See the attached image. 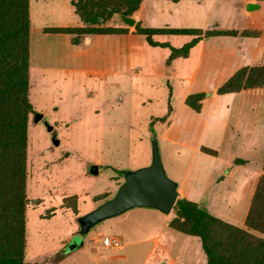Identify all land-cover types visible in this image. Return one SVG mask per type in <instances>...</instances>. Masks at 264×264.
Wrapping results in <instances>:
<instances>
[{
	"label": "rangeland",
	"instance_id": "1",
	"mask_svg": "<svg viewBox=\"0 0 264 264\" xmlns=\"http://www.w3.org/2000/svg\"><path fill=\"white\" fill-rule=\"evenodd\" d=\"M114 22L118 20L109 21ZM140 40L143 44H139ZM144 44V36L130 38L127 35H106L104 39H94L91 45L84 42V63L76 66L75 71L55 67L44 70L39 68L35 56L31 103L33 109L45 111L61 143L56 146L46 125L42 121L34 123L31 114L26 255L34 264L55 257L56 252L68 254L76 246H82L83 239L76 236L77 216L65 206L64 198L76 194L79 214L83 215L114 196L124 181L123 171L151 162L152 132L157 133L167 173L180 185L184 183L188 187V182L195 177H221V190L236 186L231 195L237 194L239 205L245 198L240 192L252 182L256 185L259 162L252 160V163L241 164L236 159H251L257 151L227 148L220 158L179 144L202 143L201 133L205 128L217 126L218 121L225 123L231 108L226 104L232 101L233 94L222 95L216 100L211 96L216 85L234 74L237 64L232 62L210 69L204 61L197 70L194 65L184 66L169 80L168 49H151ZM37 47L34 43V51ZM254 63H264V57H257ZM190 75L193 81L188 80ZM202 91L207 100L204 110L198 113L183 101L187 93ZM260 100L264 101V91ZM241 104L243 107L244 103ZM233 106L241 107L239 102ZM176 111L177 117L172 119ZM168 113L170 116L165 122H152ZM168 128L172 141L165 136ZM227 156L232 157V165H226ZM92 162L100 163L97 175L88 173V164ZM103 192H108L109 197L96 201L95 196ZM221 205L222 208L227 206L224 201ZM140 208L128 210L130 213L124 220L121 218L127 212L94 227L85 237L88 242L95 241L91 251L73 253L70 259L58 264H151L146 259L148 244L129 245L119 251H100L96 245L104 246V232L111 234L112 224L113 232L119 234L122 243L129 244L153 235L154 226L161 227V218ZM170 234H174L171 239L177 241L176 251L185 235L168 226L161 235L167 239Z\"/></svg>",
	"mask_w": 264,
	"mask_h": 264
},
{
	"label": "crops",
	"instance_id": "2",
	"mask_svg": "<svg viewBox=\"0 0 264 264\" xmlns=\"http://www.w3.org/2000/svg\"><path fill=\"white\" fill-rule=\"evenodd\" d=\"M30 16L31 87L33 83L32 70L36 57L37 62L40 64L39 68L44 70L55 67L58 68L57 70L75 71L76 66L84 63L86 55L85 49L82 46L84 42L91 45L94 39H104L106 35H127L130 38L144 36L146 39L145 35L137 31V24L144 28L197 29L200 32L198 34L200 40L191 47L188 55L175 57L170 62L168 61L171 53L170 46L180 48L197 35L158 33L153 36L154 40L167 44V46H153L146 39V44L144 45L151 49H168L169 56L166 65L171 72V75L168 76L169 80L179 74V71L184 66L194 65V70H197L204 61H206V65L210 69L214 67L216 69L218 66L235 62L237 64L235 65L236 71L244 66L264 64L254 63L257 57H264V0H142L139 9L131 15L135 19L133 26L125 24L118 14L105 21L102 19L99 26H114L129 29L127 33L117 34L85 33L78 35L69 32L48 31L46 28L83 27L86 25L77 13L72 0H30ZM113 19H117L118 22L109 23ZM219 31H228L230 33L218 34L217 32ZM34 43L38 46L36 51H34ZM139 44H143L141 40ZM217 56L221 57L218 58ZM47 64H50L51 67ZM193 79V75H190L188 78L189 81H193ZM219 86L216 85L214 87L211 96L213 99L216 100L222 95L233 94L232 101L226 104V107L231 106V108L227 113L225 123L218 121L217 126L214 124L209 129L205 128L201 133L203 136L202 143L194 146H187L185 142H180L179 144L191 150L201 151L207 155L220 158L227 148L231 151L261 152L259 155L256 153L251 159H236L237 163L241 164H248L252 163V160H257L260 165L258 171L259 179L263 172L264 164V101L260 100L264 90H262L263 88L245 89L239 92L219 94L217 91ZM189 94L185 95L183 102L186 103V98ZM204 94L203 107L201 111H196L198 113L204 110L205 100H207L206 93L204 92ZM238 102L240 103V108L233 106L234 103ZM241 103H244L243 107ZM42 112L44 115L46 114L45 111ZM177 112L172 119L177 117ZM170 122L172 125L173 121L171 120ZM168 130L169 128L165 136L172 141L173 139L168 137ZM174 142L177 143V141ZM226 158V165H232V157L227 156ZM223 175L225 176V174ZM222 180L223 178L221 177H195L188 182V187L184 183L180 185L178 182L179 197H186L196 201L200 206L225 221L245 227V218L256 185L252 182L247 189L240 192L245 195V198L242 205H239L237 194L231 195V193H235L236 186L230 185L221 190L223 188L221 186ZM117 183L119 184L120 182L118 181ZM240 188L243 187L240 186ZM105 194L108 195L109 193H101V195ZM98 196H95V200ZM232 198L235 199L233 203L231 202ZM222 201L227 205L225 208H222ZM65 206L68 207L66 204ZM140 209H146L145 211L148 213L159 215L161 218V227L158 229V227L154 226L155 232L153 235L138 241L128 242L129 244L122 243V247L118 249L96 244L97 249L100 251H119L129 245L137 247L138 245L148 244L150 247L147 250L146 259L150 260L151 264H207V256L199 237L184 234L185 237L181 239L179 248L176 251L174 250V246L177 241L171 239L172 237L174 238V234H170L167 239L162 238L161 234L163 230L167 226L170 227L169 221L175 216L174 211L170 214H165L154 208L141 207ZM72 211L75 216L80 215L79 209L78 213L74 212L73 209ZM129 213L124 214L125 216H122L121 220L126 219ZM112 225L110 227L111 234L103 232L106 236H119L118 233L113 232ZM94 244L95 241L88 242L83 238L82 246H76L74 251L68 254L56 252V254L54 253L55 257L42 259L38 264L61 263L63 260L70 259L73 253L86 250L91 251ZM64 245L65 243L63 242L61 247L63 248ZM26 259L31 264H34V262L28 260L27 255Z\"/></svg>",
	"mask_w": 264,
	"mask_h": 264
},
{
	"label": "trees",
	"instance_id": "3",
	"mask_svg": "<svg viewBox=\"0 0 264 264\" xmlns=\"http://www.w3.org/2000/svg\"><path fill=\"white\" fill-rule=\"evenodd\" d=\"M72 2L86 25L46 28L48 31L78 35L127 33L128 28L99 25L102 19H111L118 13L133 15L142 0ZM136 29L153 46H167L154 40L153 36L158 33L197 35L180 48L170 46L169 62L175 57L187 56L200 40L197 29L144 28L138 24ZM30 41V0H0V264H31L26 259L28 141L34 110L30 99ZM259 88H264V64L241 67L217 91L226 94ZM204 98V92L190 93L186 104L199 112ZM168 115L156 117L152 122H165ZM107 197V194L101 195L96 200L104 201ZM65 199V204L78 213L77 195ZM173 211L175 216L169 226L177 232L199 237L207 264H264V164L245 227L225 221L186 197H178Z\"/></svg>",
	"mask_w": 264,
	"mask_h": 264
},
{
	"label": "water",
	"instance_id": "4",
	"mask_svg": "<svg viewBox=\"0 0 264 264\" xmlns=\"http://www.w3.org/2000/svg\"><path fill=\"white\" fill-rule=\"evenodd\" d=\"M254 6V5H251ZM121 20L128 26H133L135 19L128 14L118 13ZM33 122L42 121L52 133L53 143H61L57 129L45 117L42 111L33 110ZM152 159L143 167L122 172L124 181L115 195L100 203L89 212L78 215V237L85 238L90 231L106 219L119 216L136 207L154 208L165 214H170L179 197V183L169 176L162 160L159 139L156 132L151 133ZM99 163L88 164V173L99 174ZM72 242H75L73 239Z\"/></svg>",
	"mask_w": 264,
	"mask_h": 264
},
{
	"label": "built area",
	"instance_id": "5",
	"mask_svg": "<svg viewBox=\"0 0 264 264\" xmlns=\"http://www.w3.org/2000/svg\"><path fill=\"white\" fill-rule=\"evenodd\" d=\"M103 244L105 247L118 249L122 247V242L118 236L108 235L103 238Z\"/></svg>",
	"mask_w": 264,
	"mask_h": 264
}]
</instances>
